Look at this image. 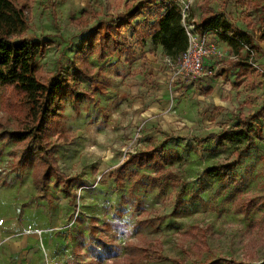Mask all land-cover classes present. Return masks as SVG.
<instances>
[{"label":"rangeland","instance_id":"1","mask_svg":"<svg viewBox=\"0 0 264 264\" xmlns=\"http://www.w3.org/2000/svg\"><path fill=\"white\" fill-rule=\"evenodd\" d=\"M30 1L21 38L45 44L44 81L75 72L97 26L145 2L114 55L88 57L94 82L81 81L47 130L66 182L39 181L34 144L0 140V264H264V118L250 149L214 138L264 106V0H167L189 5L188 22L224 15L256 47L240 54L243 78L232 61H209L180 80L145 30L163 0ZM0 121L17 124L1 91ZM149 148L151 162L131 159ZM226 165V179L207 173Z\"/></svg>","mask_w":264,"mask_h":264},{"label":"trees","instance_id":"2","mask_svg":"<svg viewBox=\"0 0 264 264\" xmlns=\"http://www.w3.org/2000/svg\"><path fill=\"white\" fill-rule=\"evenodd\" d=\"M176 1V0H172ZM141 1L129 18H116L110 23H101L86 39L87 49L75 65V72L70 75L57 73L48 81L38 74L37 58L43 54L46 46L38 40L21 38L27 31L32 9L30 0H0V91L4 92V109L17 123L10 130L8 122L0 121V140H9L18 144L36 146L37 157L42 165L38 172L40 182L56 177L66 182L61 173L55 153L58 146L51 145L47 138V130L55 122L63 101L70 95L79 94L82 80L94 82L93 69L89 56H96L99 61L114 55L118 48V38L122 30L137 18V13L144 8ZM163 0L151 21L145 20V30L153 42L163 48L164 55L177 58L188 48L189 38L183 26L182 16L174 2ZM200 33L207 30L217 32L218 38L227 43L234 54L248 48L251 53L254 46L252 36L240 29H234L222 14L210 15L195 22ZM140 24L135 26V31ZM238 69L237 78L246 76V69L251 67L249 57L233 62ZM224 71V69H222ZM264 118V106L254 115L240 121L234 130L216 135L220 141L239 140L250 149L257 139L262 138V129L255 123ZM153 148L138 152L131 159L140 164L152 161ZM230 165L214 167L207 173L215 172L216 176L226 179V171ZM179 264V262H176Z\"/></svg>","mask_w":264,"mask_h":264},{"label":"built area","instance_id":"3","mask_svg":"<svg viewBox=\"0 0 264 264\" xmlns=\"http://www.w3.org/2000/svg\"><path fill=\"white\" fill-rule=\"evenodd\" d=\"M182 16L183 26L189 38V44L187 50L177 58H166L167 64L171 65L174 70L181 75L180 79L197 78L205 72V65L209 61L216 64V69L220 66H226L228 61L236 62L242 57L240 54H234L233 52L227 53L218 48L215 44V39L219 41L216 31L207 30L204 33H200L196 27L195 22L189 21V5L179 8ZM214 39V40H212ZM216 40V41H217ZM243 51L250 52L248 48ZM253 52V51H252ZM251 52V53H252ZM212 70L208 73L212 75ZM1 173V171H0ZM4 224V220H0V225ZM33 231L32 226L29 225L26 229L27 234H31Z\"/></svg>","mask_w":264,"mask_h":264}]
</instances>
